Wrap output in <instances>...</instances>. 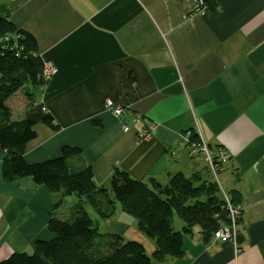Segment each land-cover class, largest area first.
<instances>
[{"label": "crops", "instance_id": "1", "mask_svg": "<svg viewBox=\"0 0 264 264\" xmlns=\"http://www.w3.org/2000/svg\"><path fill=\"white\" fill-rule=\"evenodd\" d=\"M203 1L204 11L192 12L188 0H0V11L56 67L32 99L16 92L7 105L13 119L35 121L29 163L77 146L106 188L115 169L163 184L176 172L212 179L205 157L181 145L185 132L212 152L224 148L223 189L240 193L237 247L214 237L204 242L194 225L172 262L264 264V0ZM106 98L124 106L127 119L153 122L152 136L137 139L139 122L123 132L103 109ZM3 156L0 147V260L32 249L49 235L55 207L64 212L76 200L28 177L4 181ZM177 217L173 227L181 228Z\"/></svg>", "mask_w": 264, "mask_h": 264}, {"label": "trees", "instance_id": "2", "mask_svg": "<svg viewBox=\"0 0 264 264\" xmlns=\"http://www.w3.org/2000/svg\"><path fill=\"white\" fill-rule=\"evenodd\" d=\"M16 34V38L12 34ZM7 38V40H6ZM42 57L35 37L15 26L7 11H0V147L1 176L4 181L31 178L35 185L50 191L73 195L76 200L59 217L53 210L47 220L49 235L34 242L32 252L14 251L0 264H174L172 260L184 254V234L194 225L204 242L215 238L221 226L231 220L218 185L201 174L190 176L176 172L166 183L154 178L146 181L131 178L115 169L109 188L98 185L91 166L86 164L77 146L63 145L56 157L29 163L25 159L27 144L36 137L35 121L13 119L7 99L18 89L33 98L41 85ZM43 122L52 128L58 125L51 116ZM210 171V175H211ZM232 204L240 206V193H227ZM112 195V197H111ZM132 215L138 227L155 242L151 255L142 243L124 241L115 233H100L99 222L84 208L85 203L104 220L115 210ZM182 220L181 228L172 224L173 214ZM239 218L236 219V230ZM238 231V230H237ZM218 239V238H215ZM240 237L236 234L238 244ZM220 240V239H218ZM221 241V240H220Z\"/></svg>", "mask_w": 264, "mask_h": 264}, {"label": "built area", "instance_id": "3", "mask_svg": "<svg viewBox=\"0 0 264 264\" xmlns=\"http://www.w3.org/2000/svg\"><path fill=\"white\" fill-rule=\"evenodd\" d=\"M190 2V8L192 12H203L205 9V4L203 0H188ZM7 40V38H6ZM42 75L41 77L43 80H50L56 71L55 65L51 61H45L42 67ZM103 109L105 111L110 112L113 116L119 119L121 124V129L123 132H127L131 128V124L134 122H139L142 126L140 130L136 132V137L138 140L147 139L152 136L155 130V124L153 122L143 120L139 116H131L130 119L124 115L123 107L115 103L112 99L106 98L103 101ZM43 111H46L45 106L42 107ZM190 132H185L182 136L181 145H188L189 151L191 154L196 155L200 154L203 155L209 164V168L212 173V178L215 182H217L220 192L225 200V204L227 207L228 215L231 220L230 226H223L220 227L218 230L215 231L214 235L215 238L221 237L222 241H229L231 240L234 244V247H237L236 242V219H238L241 207L237 204H232L230 202L229 196L226 193L225 189H223L222 178L219 175L221 171H223L224 165L229 161L230 155L228 154L227 150L224 148H218L212 153L209 150V146L207 142L200 137V140L191 139ZM219 239V238H218ZM239 250L237 249V252Z\"/></svg>", "mask_w": 264, "mask_h": 264}, {"label": "rangeland", "instance_id": "4", "mask_svg": "<svg viewBox=\"0 0 264 264\" xmlns=\"http://www.w3.org/2000/svg\"><path fill=\"white\" fill-rule=\"evenodd\" d=\"M45 61H47V60L43 59V63ZM42 67H43V64H42ZM42 71H43V69L41 68L40 76L42 75ZM48 81L49 80H43V78L41 77V85L38 87V90L42 89L48 83ZM20 90L21 89H18L16 92H21ZM16 92H14L9 98L14 96ZM35 94H36V92H35ZM8 99H7V101H8ZM122 107L124 109V114H125L126 108L124 106H122ZM132 116H139V115L133 114ZM208 170L210 171L209 164H208ZM215 183L217 184V182H215ZM111 197H112V195H111ZM114 205H115V210H114L113 214L110 215V217H108L109 220H104V218L99 217L97 215V213L94 212V210L87 203H85L84 208L86 209V211L89 213V216L93 220H97L99 222V232L100 233H115V234L121 235L123 237L124 241H128V240L138 241V242L143 244V246L145 247V251H146L147 255L150 256L152 250L155 247L154 240L152 238L148 237L146 234L143 233V231H141L139 229L138 224L136 222V219L132 215H130L129 213L122 211L121 206L118 202L115 201ZM58 209H59V204L57 207H55V211L58 212L57 215L60 217L61 213H63V209L62 208H60L59 210ZM175 215L178 216L176 213H175ZM177 218H179V217H177ZM179 220H181V219L179 218ZM174 225H176V224H174ZM196 228H197V230H199L198 225H196ZM175 229H178V228H175ZM20 250L26 251L28 253L32 252V249L29 246H24V247L20 248ZM155 264H157V262H155Z\"/></svg>", "mask_w": 264, "mask_h": 264}, {"label": "bare ground", "instance_id": "5", "mask_svg": "<svg viewBox=\"0 0 264 264\" xmlns=\"http://www.w3.org/2000/svg\"><path fill=\"white\" fill-rule=\"evenodd\" d=\"M12 37H14V38H16V34L14 33V34H12ZM225 206H226V204H225ZM226 210H227V207H226ZM228 212V211H227ZM241 212V211H240ZM239 216H240V214H239ZM239 218V217H238ZM144 233V232H143ZM144 234H146L147 236H148V234L147 233H144ZM149 237V236H148ZM220 240H221V237H218ZM222 241V240H221Z\"/></svg>", "mask_w": 264, "mask_h": 264}, {"label": "clouds", "instance_id": "6", "mask_svg": "<svg viewBox=\"0 0 264 264\" xmlns=\"http://www.w3.org/2000/svg\"><path fill=\"white\" fill-rule=\"evenodd\" d=\"M211 151V150H210ZM212 152V151H211ZM214 152H215V150H214ZM214 152H212V153H214ZM203 156V155H202ZM227 193V192H226ZM241 207V206H240ZM221 227H223V226H221Z\"/></svg>", "mask_w": 264, "mask_h": 264}]
</instances>
